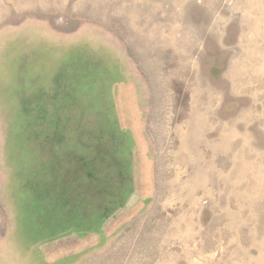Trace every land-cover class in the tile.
Segmentation results:
<instances>
[{
  "label": "rangeland",
  "instance_id": "obj_1",
  "mask_svg": "<svg viewBox=\"0 0 264 264\" xmlns=\"http://www.w3.org/2000/svg\"><path fill=\"white\" fill-rule=\"evenodd\" d=\"M0 264H264V0H0Z\"/></svg>",
  "mask_w": 264,
  "mask_h": 264
}]
</instances>
